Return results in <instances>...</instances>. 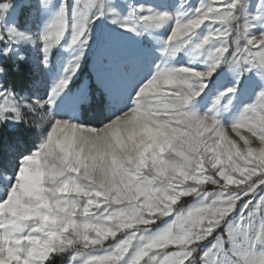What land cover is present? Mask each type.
Returning <instances> with one entry per match:
<instances>
[{
  "label": "snow or ice",
  "instance_id": "obj_1",
  "mask_svg": "<svg viewBox=\"0 0 264 264\" xmlns=\"http://www.w3.org/2000/svg\"><path fill=\"white\" fill-rule=\"evenodd\" d=\"M264 264V0H0V264Z\"/></svg>",
  "mask_w": 264,
  "mask_h": 264
},
{
  "label": "rangeland",
  "instance_id": "obj_2",
  "mask_svg": "<svg viewBox=\"0 0 264 264\" xmlns=\"http://www.w3.org/2000/svg\"><path fill=\"white\" fill-rule=\"evenodd\" d=\"M59 261H61V263H60V264H63V260H59Z\"/></svg>",
  "mask_w": 264,
  "mask_h": 264
},
{
  "label": "trees",
  "instance_id": "obj_3",
  "mask_svg": "<svg viewBox=\"0 0 264 264\" xmlns=\"http://www.w3.org/2000/svg\"><path fill=\"white\" fill-rule=\"evenodd\" d=\"M60 263H61V261H58V262H57V264H60Z\"/></svg>",
  "mask_w": 264,
  "mask_h": 264
}]
</instances>
